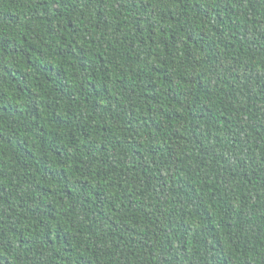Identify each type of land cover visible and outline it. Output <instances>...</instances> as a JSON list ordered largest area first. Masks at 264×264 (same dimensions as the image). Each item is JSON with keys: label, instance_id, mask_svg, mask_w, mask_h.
<instances>
[{"label": "trees", "instance_id": "trees-1", "mask_svg": "<svg viewBox=\"0 0 264 264\" xmlns=\"http://www.w3.org/2000/svg\"><path fill=\"white\" fill-rule=\"evenodd\" d=\"M0 264H264V0H0Z\"/></svg>", "mask_w": 264, "mask_h": 264}]
</instances>
